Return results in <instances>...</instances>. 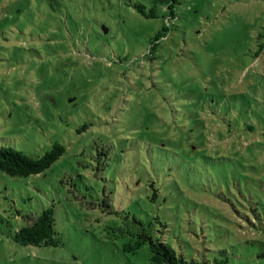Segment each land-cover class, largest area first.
<instances>
[{
    "label": "rangeland",
    "instance_id": "obj_1",
    "mask_svg": "<svg viewBox=\"0 0 264 264\" xmlns=\"http://www.w3.org/2000/svg\"><path fill=\"white\" fill-rule=\"evenodd\" d=\"M0 0V264H264V0ZM253 125L254 130L248 126ZM53 208L58 245L13 234Z\"/></svg>",
    "mask_w": 264,
    "mask_h": 264
},
{
    "label": "trees",
    "instance_id": "obj_2",
    "mask_svg": "<svg viewBox=\"0 0 264 264\" xmlns=\"http://www.w3.org/2000/svg\"><path fill=\"white\" fill-rule=\"evenodd\" d=\"M154 6L147 10L143 4L136 5L139 11L148 18H156V6L162 5L170 17L176 16L177 7L181 0H152ZM255 129L253 125L248 126ZM65 152L64 145L55 143L44 155L37 158L31 157L13 147L0 144V171L11 176L27 177L43 173ZM13 239L21 245H58L59 238L55 229L53 208H47L29 225L22 227L13 234ZM146 241L151 250V264H189L175 249L160 238H155L152 233L142 234L135 244H127L126 249L136 251Z\"/></svg>",
    "mask_w": 264,
    "mask_h": 264
}]
</instances>
